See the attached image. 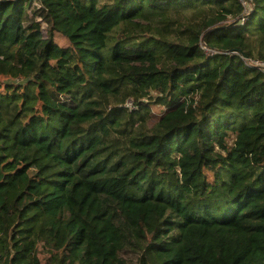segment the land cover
Returning <instances> with one entry per match:
<instances>
[{
    "label": "trees",
    "instance_id": "obj_1",
    "mask_svg": "<svg viewBox=\"0 0 264 264\" xmlns=\"http://www.w3.org/2000/svg\"><path fill=\"white\" fill-rule=\"evenodd\" d=\"M254 60L264 0H0V264H264Z\"/></svg>",
    "mask_w": 264,
    "mask_h": 264
},
{
    "label": "rangeland",
    "instance_id": "obj_2",
    "mask_svg": "<svg viewBox=\"0 0 264 264\" xmlns=\"http://www.w3.org/2000/svg\"><path fill=\"white\" fill-rule=\"evenodd\" d=\"M129 103L131 104V101ZM151 109L155 116H159L161 111H163V105L160 103H151Z\"/></svg>",
    "mask_w": 264,
    "mask_h": 264
},
{
    "label": "built area",
    "instance_id": "obj_3",
    "mask_svg": "<svg viewBox=\"0 0 264 264\" xmlns=\"http://www.w3.org/2000/svg\"><path fill=\"white\" fill-rule=\"evenodd\" d=\"M243 3H245V0H243ZM252 63L260 66L261 68H263V71H264V62L263 61L254 60Z\"/></svg>",
    "mask_w": 264,
    "mask_h": 264
},
{
    "label": "water",
    "instance_id": "obj_4",
    "mask_svg": "<svg viewBox=\"0 0 264 264\" xmlns=\"http://www.w3.org/2000/svg\"><path fill=\"white\" fill-rule=\"evenodd\" d=\"M242 55L245 57L246 55L244 53H242Z\"/></svg>",
    "mask_w": 264,
    "mask_h": 264
}]
</instances>
